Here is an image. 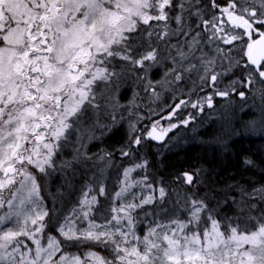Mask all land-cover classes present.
Listing matches in <instances>:
<instances>
[{
  "label": "snow or ice",
  "instance_id": "snow-or-ice-1",
  "mask_svg": "<svg viewBox=\"0 0 264 264\" xmlns=\"http://www.w3.org/2000/svg\"><path fill=\"white\" fill-rule=\"evenodd\" d=\"M245 133L264 0H0V264H264V152L214 162Z\"/></svg>",
  "mask_w": 264,
  "mask_h": 264
},
{
  "label": "trees",
  "instance_id": "trees-1",
  "mask_svg": "<svg viewBox=\"0 0 264 264\" xmlns=\"http://www.w3.org/2000/svg\"><path fill=\"white\" fill-rule=\"evenodd\" d=\"M218 131L216 122L206 123L202 130L197 134L202 140H206ZM119 139V136L116 137ZM242 152L259 153L264 152V137L248 134L237 136L234 138V143L231 149V159L220 155L214 161L219 163L221 168H233L235 166V154ZM207 157L210 161L213 160L211 149H207L199 142H194L180 150H172L163 154V159L169 172L178 171L181 167H186L189 163H195L197 158Z\"/></svg>",
  "mask_w": 264,
  "mask_h": 264
},
{
  "label": "rangeland",
  "instance_id": "rangeland-1",
  "mask_svg": "<svg viewBox=\"0 0 264 264\" xmlns=\"http://www.w3.org/2000/svg\"><path fill=\"white\" fill-rule=\"evenodd\" d=\"M206 123H208V122H205V123L197 126L195 131L181 130V135L183 136V138L180 139L178 142L174 141L173 144L169 146L170 150L165 149L164 153H168L172 150L177 151V150H180V149L187 147L188 145H191L194 142H199V140H201V139H200V137L197 136V134L202 130V128L204 127V125Z\"/></svg>",
  "mask_w": 264,
  "mask_h": 264
}]
</instances>
